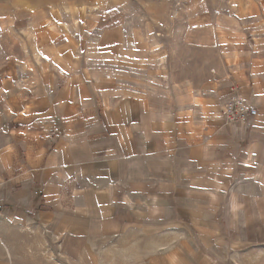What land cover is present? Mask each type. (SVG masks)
<instances>
[{"label":"rangeland","instance_id":"rangeland-1","mask_svg":"<svg viewBox=\"0 0 264 264\" xmlns=\"http://www.w3.org/2000/svg\"><path fill=\"white\" fill-rule=\"evenodd\" d=\"M254 56L264 60V0H0L1 109L36 83L88 85L90 70L142 84L154 101L185 84L204 106L192 119L221 118ZM205 173L176 176L157 202L132 198L117 207L118 224L79 206L75 228L53 232L0 209V231L18 264H264V183Z\"/></svg>","mask_w":264,"mask_h":264},{"label":"crops","instance_id":"crops-1","mask_svg":"<svg viewBox=\"0 0 264 264\" xmlns=\"http://www.w3.org/2000/svg\"><path fill=\"white\" fill-rule=\"evenodd\" d=\"M112 74L88 70L81 88L73 77L58 89L36 83L24 101L7 98L0 108V128L9 130L0 137V209L7 221L74 229L80 206L118 224L117 207L132 198L157 202L158 191L174 190L176 176L189 182L207 168L218 183V175L234 172L238 181L264 183V60L254 56L249 76L229 88L230 98L236 86L258 110L248 126L192 119V109L201 114L204 106L185 84L154 101L142 84L130 89ZM15 255L13 237L0 231V264H18Z\"/></svg>","mask_w":264,"mask_h":264},{"label":"built area","instance_id":"built-area-1","mask_svg":"<svg viewBox=\"0 0 264 264\" xmlns=\"http://www.w3.org/2000/svg\"><path fill=\"white\" fill-rule=\"evenodd\" d=\"M231 92H234L235 95L226 101L221 108L223 120L227 124H237L239 126L250 125L257 116L258 110L249 105L246 98L239 93L236 86L231 88Z\"/></svg>","mask_w":264,"mask_h":264},{"label":"bare ground","instance_id":"bare-ground-1","mask_svg":"<svg viewBox=\"0 0 264 264\" xmlns=\"http://www.w3.org/2000/svg\"><path fill=\"white\" fill-rule=\"evenodd\" d=\"M173 263V262H172Z\"/></svg>","mask_w":264,"mask_h":264}]
</instances>
